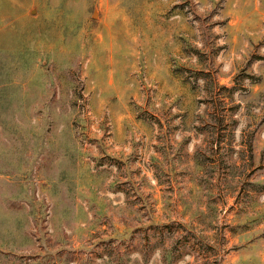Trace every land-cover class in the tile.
<instances>
[{
	"label": "rangeland",
	"instance_id": "1",
	"mask_svg": "<svg viewBox=\"0 0 264 264\" xmlns=\"http://www.w3.org/2000/svg\"><path fill=\"white\" fill-rule=\"evenodd\" d=\"M0 264H264V0H0Z\"/></svg>",
	"mask_w": 264,
	"mask_h": 264
}]
</instances>
